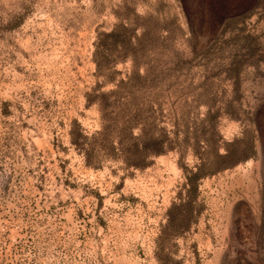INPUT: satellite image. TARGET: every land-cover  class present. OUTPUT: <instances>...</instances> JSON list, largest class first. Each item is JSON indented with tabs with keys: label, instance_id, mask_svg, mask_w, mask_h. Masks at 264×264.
<instances>
[{
	"label": "rangeland",
	"instance_id": "1",
	"mask_svg": "<svg viewBox=\"0 0 264 264\" xmlns=\"http://www.w3.org/2000/svg\"><path fill=\"white\" fill-rule=\"evenodd\" d=\"M222 1L0 0V264H264V0Z\"/></svg>",
	"mask_w": 264,
	"mask_h": 264
},
{
	"label": "trees",
	"instance_id": "2",
	"mask_svg": "<svg viewBox=\"0 0 264 264\" xmlns=\"http://www.w3.org/2000/svg\"><path fill=\"white\" fill-rule=\"evenodd\" d=\"M202 1L204 0H198V2L200 3H203ZM181 2L183 3V0H181ZM222 2H223L222 0H207L208 9H209L212 19L218 16L219 13L223 10ZM183 8L185 10V6H183ZM94 45L95 47L93 50V54L95 57V55L97 56V54L100 53V55H98V57L100 58L99 59L100 63L106 61L105 59L106 55L108 56V55L114 54V57H118V58H122L125 55L133 56L132 52L134 51V48H135L134 46L131 45V42L129 39V27L126 25H122V24H115L110 30L98 33V36L95 40ZM97 65H98V62L96 60V66ZM133 76H135V72L132 69L131 72L128 74V77L132 78ZM99 133H103V131L99 129L94 134H99ZM94 134L90 136L92 137ZM83 137H88V136L82 135V138ZM75 140H76L75 138H72V141L74 143L78 145L82 144V141H78V140L75 141ZM151 140H153L152 142L153 145H151L149 149L143 148L142 150H137L136 152H139L141 155H146L150 153L152 154L160 153L164 150L162 147L161 137L155 136ZM91 148H92L91 145H82L81 147L82 151L86 155H88V152H90ZM122 150L130 151V150L123 149V148ZM132 164L140 165L142 164V162L133 161Z\"/></svg>",
	"mask_w": 264,
	"mask_h": 264
}]
</instances>
